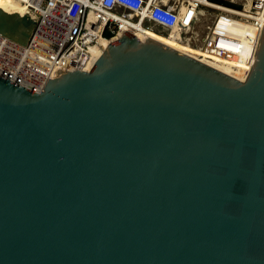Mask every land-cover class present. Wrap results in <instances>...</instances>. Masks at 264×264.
Returning <instances> with one entry per match:
<instances>
[{
  "label": "water",
  "instance_id": "water-1",
  "mask_svg": "<svg viewBox=\"0 0 264 264\" xmlns=\"http://www.w3.org/2000/svg\"><path fill=\"white\" fill-rule=\"evenodd\" d=\"M0 264H264V29L245 80L129 31L0 75Z\"/></svg>",
  "mask_w": 264,
  "mask_h": 264
},
{
  "label": "built area",
  "instance_id": "built-area-1",
  "mask_svg": "<svg viewBox=\"0 0 264 264\" xmlns=\"http://www.w3.org/2000/svg\"><path fill=\"white\" fill-rule=\"evenodd\" d=\"M202 1L25 0L35 26L26 44L0 33V75L41 91L58 69L89 71L100 57L94 58L93 50L103 39L110 44L127 31L138 34L148 28L176 34L198 50L193 57L214 60L245 80L264 29V0L218 9L207 21L202 7L210 6Z\"/></svg>",
  "mask_w": 264,
  "mask_h": 264
},
{
  "label": "bare ground",
  "instance_id": "bare-ground-1",
  "mask_svg": "<svg viewBox=\"0 0 264 264\" xmlns=\"http://www.w3.org/2000/svg\"><path fill=\"white\" fill-rule=\"evenodd\" d=\"M15 1H17V3H19V5L22 6V9L28 10L24 4L25 0H15ZM202 2L205 5L210 6V7H214L217 9H224V6H221L220 4L214 3L210 0H203ZM4 3H5L4 7H0V10H6L9 12H11V11L15 12L16 11V10H14V7H13V5H17V4H14V0H5ZM30 14H31V12H30ZM3 15H5V14H1V16H0V17H2V18H0V33H2L3 35H6V37H9L13 41L19 42L20 44H26V42L28 41V39H29L33 29H34V26H35V20L33 18V15L31 14L28 18L26 17L22 21H18V22H17L16 18L4 17ZM146 31L156 32L154 30L146 28L145 32L138 33L136 35L141 39H143L145 37H151L150 35H148V33ZM152 38L160 40V41L167 44V42H165L163 39H160L158 37L157 38L152 37ZM176 40H178L176 44H173V45L167 44V45H169V46H171V47H173V48H175V49H177L183 53H186V54H189V55H192L195 57L198 56V53H199L198 50L196 48H194L191 44L183 42L182 38H180L179 36H176ZM108 45H109L108 41L103 39L101 41V46L96 47L93 50L94 58L98 57L99 55H102V53L104 51L103 49L106 48ZM203 60L206 63L210 64L211 66L216 67L217 69L234 76V73L230 72L232 70H229L227 67H223L221 64L215 62L214 60H211V59H208V60L203 59ZM239 75H241V78H239V77H237V78H239V79L244 78L243 74L239 73ZM234 77H236V76H234Z\"/></svg>",
  "mask_w": 264,
  "mask_h": 264
},
{
  "label": "rangeland",
  "instance_id": "rangeland-1",
  "mask_svg": "<svg viewBox=\"0 0 264 264\" xmlns=\"http://www.w3.org/2000/svg\"><path fill=\"white\" fill-rule=\"evenodd\" d=\"M210 1H212V2H214V3H218V4H220L221 6H224V7H228V8H235L236 6L237 7H240V5L243 3V2H245L246 0H223V1H225L226 3H229L230 5H228V4H223V3H219V2H216V1H213V0H210ZM5 2V0H0V7H4V3ZM7 2V1H6ZM14 4H17V5H13V7H14V10H16L15 12H9V11H6V10H0V16H1V14H5V15H3L4 17H12V18H16V20H17V22L18 21H22L24 18H28L31 14H30V12L28 11V10H24V9H22V6L21 5H19V3H17V1H15L14 0ZM203 9H202V11L205 13V15H206V17L205 16H203V17H205V20L207 21L208 20V17H209V15H210V13L211 14H216V13H218V9H216V8H212V7H202ZM3 17V18H4ZM0 18H2V17H0ZM2 20V19H1ZM32 25V24H31ZM147 33H148V35H150L151 37H158V38H160V39H163L165 42H167V44H169V45H173V44H176L177 43V41L178 40H176V34H174V33H172V35L171 36H167L166 35V33L165 34H159V32H150V31H146ZM199 32H200V36H201V38H202V36L204 35V33H205V28H204V26H201L200 28H199ZM204 59H206V58H204ZM208 60V59H207ZM230 72H233V71H230ZM234 73V76H236V77H239V78H241V75H239V73H236V72H233ZM232 73V74H233Z\"/></svg>",
  "mask_w": 264,
  "mask_h": 264
},
{
  "label": "trees",
  "instance_id": "trees-1",
  "mask_svg": "<svg viewBox=\"0 0 264 264\" xmlns=\"http://www.w3.org/2000/svg\"><path fill=\"white\" fill-rule=\"evenodd\" d=\"M213 1H216V2H219V3H223V4H228V5H230L229 3H226V2L223 1V0H213ZM107 35H109V33H107Z\"/></svg>",
  "mask_w": 264,
  "mask_h": 264
}]
</instances>
